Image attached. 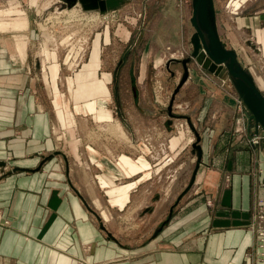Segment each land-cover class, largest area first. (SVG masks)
<instances>
[{
    "label": "rangeland",
    "instance_id": "obj_1",
    "mask_svg": "<svg viewBox=\"0 0 264 264\" xmlns=\"http://www.w3.org/2000/svg\"><path fill=\"white\" fill-rule=\"evenodd\" d=\"M214 5L220 38L253 78L254 72L262 76L264 94V0H214ZM192 9V0H123L104 12L85 9L79 0H0V21H27L24 29H0V35L15 41L16 59L51 117L52 140L67 155L70 178L93 198L98 187L95 196L109 209L106 224L118 233L150 228L155 215L167 213L185 194L197 162L196 136L186 116L194 118L196 94L205 85L200 74L215 75L219 81L210 87L242 101L225 68L216 73L210 64L203 67L205 59L192 57ZM18 35L25 39V57L17 50ZM187 57L188 77L177 90L184 73L180 60ZM86 100H95L93 112ZM106 113L111 117L99 118ZM122 155L139 165L144 159L148 168L126 172L117 164ZM102 159L114 164L111 172L121 169L127 176L104 186L96 166ZM124 183L135 187L127 194L118 191ZM104 188L112 204H127L110 207ZM119 192L120 202L113 201Z\"/></svg>",
    "mask_w": 264,
    "mask_h": 264
},
{
    "label": "crops",
    "instance_id": "obj_2",
    "mask_svg": "<svg viewBox=\"0 0 264 264\" xmlns=\"http://www.w3.org/2000/svg\"><path fill=\"white\" fill-rule=\"evenodd\" d=\"M15 37L19 55L25 57V39ZM14 45V39L0 35V163H5L0 166V264H252L254 236L248 225L256 202L264 201V137L259 143L253 140L263 130L249 122L243 101L210 87L218 77L200 74L206 86L199 87L193 109L202 151L194 183L167 213L152 218L150 228L118 233L99 213L108 206L97 197L98 187L93 198L70 178L67 155L52 140L51 117L34 95ZM253 75L263 86L262 76ZM78 106L82 109L77 103L75 111ZM96 106L95 100L85 101L90 112ZM119 160L126 172L148 168L144 159L140 165L127 155ZM111 164L102 159L96 165L104 186L127 176L121 169L111 172ZM134 183L118 184V191L127 194ZM104 189L110 207L127 204H112ZM120 192L113 201L120 202Z\"/></svg>",
    "mask_w": 264,
    "mask_h": 264
},
{
    "label": "water",
    "instance_id": "obj_3",
    "mask_svg": "<svg viewBox=\"0 0 264 264\" xmlns=\"http://www.w3.org/2000/svg\"><path fill=\"white\" fill-rule=\"evenodd\" d=\"M79 1L85 9H99L102 12L109 9H115L123 2V0ZM192 7L193 9L190 21L195 29L191 37V43L193 45L192 57H195L200 61L201 59H205L203 67L207 68V65L210 64V70L218 68L215 71L216 73H218L222 68L227 70L239 98L244 102L249 111V122L254 121L256 125H260L263 129L262 135L264 136V94L258 88L251 73L240 62L237 52L234 49L226 47L220 38L214 0H192ZM190 59V57H187L180 60L184 67V73L177 90L188 77L187 64ZM169 108L171 109V106ZM170 114L172 115L171 112ZM186 118L196 136V141L192 146L193 152L197 156V162L184 193H186L194 183L202 155L201 146L199 144L200 135L193 125L190 117L186 116ZM258 131L259 130H257V132ZM56 153L61 154L60 151H56ZM4 165V162L0 163V166ZM19 169V167L13 168L14 171ZM3 175H5V172H3ZM91 211L99 219V215L93 209H91ZM101 227L106 229L103 224H101ZM108 234L111 235L110 232H108Z\"/></svg>",
    "mask_w": 264,
    "mask_h": 264
},
{
    "label": "built area",
    "instance_id": "obj_4",
    "mask_svg": "<svg viewBox=\"0 0 264 264\" xmlns=\"http://www.w3.org/2000/svg\"><path fill=\"white\" fill-rule=\"evenodd\" d=\"M262 134H257L255 143H259ZM248 229L252 231L254 240L250 249L252 264H264V201L259 199L256 202L255 213Z\"/></svg>",
    "mask_w": 264,
    "mask_h": 264
},
{
    "label": "bare ground",
    "instance_id": "obj_5",
    "mask_svg": "<svg viewBox=\"0 0 264 264\" xmlns=\"http://www.w3.org/2000/svg\"><path fill=\"white\" fill-rule=\"evenodd\" d=\"M239 2L236 1L235 4H238ZM27 26V21H23V20H14V21H1L0 22V29H7V28H14V29H20V28H23ZM20 45V49L22 50V47H23V42L21 40V43H19ZM45 51H46V56L47 57H50L52 56V59H55V53H52L50 54V52L48 51L47 48H45ZM51 58V57H50ZM51 60V59H50ZM45 73V72H44ZM46 77V76H45ZM47 80V79H46ZM64 102V101H63ZM67 122L69 123V125H71V123H75L73 122L74 121V118H73V114L70 112V111H67ZM116 125V124H115ZM119 126V125H118ZM117 126V127H118ZM119 128V127H118ZM121 129V128H119ZM115 130H117V128L115 127ZM123 135V134H122ZM126 138V137H125ZM166 165V164H165ZM168 188V187H167ZM169 191V190H168ZM99 213L100 215L102 216V218L104 220H108L110 215H109V212L107 210H105L104 208H100L99 209ZM107 222V221H105Z\"/></svg>",
    "mask_w": 264,
    "mask_h": 264
}]
</instances>
